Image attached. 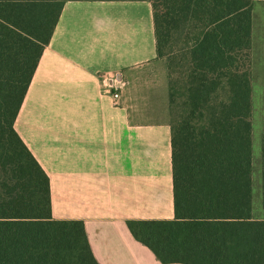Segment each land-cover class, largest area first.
I'll return each instance as SVG.
<instances>
[{
  "label": "trees",
  "instance_id": "16d2710c",
  "mask_svg": "<svg viewBox=\"0 0 264 264\" xmlns=\"http://www.w3.org/2000/svg\"><path fill=\"white\" fill-rule=\"evenodd\" d=\"M67 1L125 0H0V264H99L84 222L53 218L49 177L15 129ZM129 1L151 2L166 62L175 214L129 220L130 232L163 264H264V219L253 216L255 0Z\"/></svg>",
  "mask_w": 264,
  "mask_h": 264
},
{
  "label": "crops",
  "instance_id": "0c3cea01",
  "mask_svg": "<svg viewBox=\"0 0 264 264\" xmlns=\"http://www.w3.org/2000/svg\"><path fill=\"white\" fill-rule=\"evenodd\" d=\"M119 73L115 106L107 87ZM41 92L47 112L36 118L24 102ZM24 102L15 129L49 177L53 218L83 221L99 264H163L127 225L175 216L168 72L151 2L67 1Z\"/></svg>",
  "mask_w": 264,
  "mask_h": 264
},
{
  "label": "rangeland",
  "instance_id": "374dc122",
  "mask_svg": "<svg viewBox=\"0 0 264 264\" xmlns=\"http://www.w3.org/2000/svg\"><path fill=\"white\" fill-rule=\"evenodd\" d=\"M254 15V45L252 50L254 85H253V155H254V199L253 216L264 219L262 206V150L264 147V0H256ZM182 45V42H179ZM76 96V95H74ZM46 94L41 92L30 95L24 102L27 110L36 118L46 112ZM60 111V109H59ZM58 111V112H59ZM57 112V111H56ZM59 117V119H61Z\"/></svg>",
  "mask_w": 264,
  "mask_h": 264
},
{
  "label": "built area",
  "instance_id": "2783aa9c",
  "mask_svg": "<svg viewBox=\"0 0 264 264\" xmlns=\"http://www.w3.org/2000/svg\"><path fill=\"white\" fill-rule=\"evenodd\" d=\"M113 84L108 85L107 91L110 94L113 104L118 106L120 104L121 99V90L125 86V82L123 81L122 74H116L112 78Z\"/></svg>",
  "mask_w": 264,
  "mask_h": 264
}]
</instances>
